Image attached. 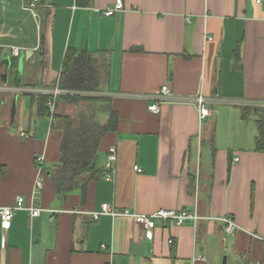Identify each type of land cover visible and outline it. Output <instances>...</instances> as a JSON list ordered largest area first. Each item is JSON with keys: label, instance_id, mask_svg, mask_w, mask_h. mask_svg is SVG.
Returning <instances> with one entry per match:
<instances>
[{"label": "crops", "instance_id": "crops-1", "mask_svg": "<svg viewBox=\"0 0 264 264\" xmlns=\"http://www.w3.org/2000/svg\"><path fill=\"white\" fill-rule=\"evenodd\" d=\"M36 1V39L23 43L16 42L25 31L12 6L32 13L33 0H1L11 11L0 16V86L14 89V65L7 84L1 80L7 54L17 62L12 48L31 51L19 88L40 90H65L66 52L86 51L97 87L83 91L104 100L65 105L90 103L80 116H92L99 127L113 123L99 140L95 171L78 177L85 189L64 194L53 182L62 135L54 122L63 116L50 115L40 104L44 96L0 91V208L14 207L18 197L25 207L8 230L0 220V264H264L262 243L252 237L264 239V153L255 150L254 117L243 121V107L234 105H220L201 121L192 105L162 104L154 114L139 98L167 85L178 96L264 102V2L122 0L124 9L106 17L116 0ZM110 147L116 151L111 183L103 179ZM102 204L139 215L196 210L201 219L157 224L148 240L131 219L93 220ZM37 207L32 218L27 209ZM225 215L238 228L231 235L219 221Z\"/></svg>", "mask_w": 264, "mask_h": 264}, {"label": "built area", "instance_id": "built-area-1", "mask_svg": "<svg viewBox=\"0 0 264 264\" xmlns=\"http://www.w3.org/2000/svg\"><path fill=\"white\" fill-rule=\"evenodd\" d=\"M264 2V0H255L257 5H260ZM124 9L123 1L116 0L112 6L104 11V16L112 17L116 13L121 12ZM207 41L211 40V38H205ZM20 50L18 48H12L11 55L14 58L19 56ZM0 91H8V92H16L18 94H34L39 96L47 97L45 106L49 110L50 115L54 113L55 103L58 97L62 96H77L79 92H71L62 90L59 88L40 90V89H26V88H6L4 86H0ZM140 99H144L151 103L149 110L157 114L159 112V107L162 104H175V105H192L195 106L198 112L199 120H204L207 117H210L215 110L216 107L220 105H234L240 107H261L264 108V102H250L243 100H232L226 98L219 97H204L201 94L195 96H178L174 94L167 85H163L158 92L151 95L141 96ZM18 136L20 138H25L26 134L24 131L19 130ZM43 161L42 156L36 159L37 164H41ZM116 161V151L114 147H110L108 150L107 161L104 165L103 171V179L106 182H113V177L115 174L114 163ZM237 159H234L233 162H236ZM138 173L141 172L137 167L134 168ZM36 190H40L42 188V180H37L35 183ZM25 209L23 199L21 197L16 198L15 206L11 208H0V220L1 227L4 231L8 230L11 225V221L16 211ZM29 215L34 218L39 216L40 208H29L27 209ZM90 216L93 220H98L101 216H109L111 218L115 217H124L133 220L144 232L145 237L148 240L152 239V233L157 224H161L162 226H183L187 223L195 224L201 217L197 214V211L194 210L189 212L187 210H165L160 209L153 214L150 215H139L130 213L128 210L117 211L112 208L109 204H102L100 212L91 213ZM221 224L224 227V232L228 235L233 234L237 228L234 219L225 215L219 219ZM254 239L259 240L262 243V248L264 251V239L252 235ZM169 244L172 245L173 241L170 240ZM260 264V263H257Z\"/></svg>", "mask_w": 264, "mask_h": 264}, {"label": "trees", "instance_id": "trees-1", "mask_svg": "<svg viewBox=\"0 0 264 264\" xmlns=\"http://www.w3.org/2000/svg\"><path fill=\"white\" fill-rule=\"evenodd\" d=\"M79 5H88L90 0H77ZM93 56L86 52H76L68 50L64 58V66L61 73L62 87L68 91H83L95 89L97 73L93 66ZM15 62L13 65L15 66ZM47 97L42 98L40 104L45 105ZM69 103H77L82 98L77 96H65ZM49 116V114H44ZM254 117V123L257 128V137L255 139V150L258 153H264V108L247 107L241 109V119L247 121ZM62 121V135L59 145L60 168L53 178L55 188L64 194L69 193L82 186L78 182V177L85 172H94L89 168L94 164V156L98 149L99 140L102 135L111 131L110 126L99 127L93 122L92 116L86 118L78 116L71 119L69 117H60Z\"/></svg>", "mask_w": 264, "mask_h": 264}, {"label": "rangeland", "instance_id": "rangeland-1", "mask_svg": "<svg viewBox=\"0 0 264 264\" xmlns=\"http://www.w3.org/2000/svg\"><path fill=\"white\" fill-rule=\"evenodd\" d=\"M36 2H37L36 0H33V2L30 4V6L28 5V8L32 11V13L23 12L22 10H20L19 5L12 6V10L14 9V11H15V18L14 19L17 20L18 22H20L21 27L24 28V31H25L23 36L17 35L18 38H16V42L30 43V42H34L35 41V39H36V25H37V21L35 19L37 18V13H36V8L37 7L36 6L34 7V5H35ZM0 3H1V0H0ZM5 11H6V14L3 13ZM10 11H11V9L7 5L0 4V16L1 17L3 15L10 16ZM32 14H33L34 17L32 16ZM3 31L7 32V30H3ZM3 41L7 42V41H12V40L5 39ZM77 96L79 98H82V100L84 99L85 101H87V100L93 101L96 98H98L96 100H99V101L104 100V98H102L103 95H101L98 92L79 91V94ZM64 98L65 97H63L61 99V101H63V104L60 105L59 109L57 108L55 110V112H54L55 116L56 115L63 116V117L80 116V114H82L86 110V109H84L85 106L86 107L91 106V105H89L90 103L87 104L85 102L84 103L81 102V103H79L77 105H72L73 107H68L69 105L66 106L68 104V101L65 100ZM91 104H93V103H91ZM64 105L67 108H70L72 110V112H66L65 109L63 108ZM70 109H68V110H70ZM71 114H72V116H71ZM54 124L57 125L58 128L62 129V127H61V125H62L61 119H56Z\"/></svg>", "mask_w": 264, "mask_h": 264}, {"label": "water", "instance_id": "water-1", "mask_svg": "<svg viewBox=\"0 0 264 264\" xmlns=\"http://www.w3.org/2000/svg\"><path fill=\"white\" fill-rule=\"evenodd\" d=\"M31 51L26 52L25 55L21 52H19V56L17 58V62L15 65V69H14V76H13V86L14 88H19L21 85V80H22V74H23V64H24V57L27 60L28 59V55H30ZM4 63V69H5V73L1 75V80L3 82L4 85L7 84V78H8V73L9 71L12 70L13 68V63L11 61L10 58V54H7L5 60L2 62ZM2 65V64H1ZM0 65V66H1ZM17 98L18 96L15 95L13 98V103H12V107H11V111H10V116L13 120L15 113H16V102H17ZM95 168V165L93 164L89 169L93 170ZM223 264H225V259L223 260Z\"/></svg>", "mask_w": 264, "mask_h": 264}]
</instances>
